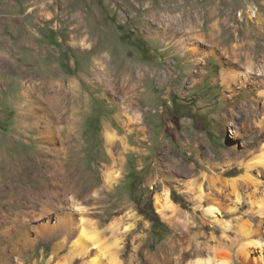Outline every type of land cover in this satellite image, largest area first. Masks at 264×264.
Wrapping results in <instances>:
<instances>
[{
	"label": "rangeland",
	"instance_id": "1",
	"mask_svg": "<svg viewBox=\"0 0 264 264\" xmlns=\"http://www.w3.org/2000/svg\"><path fill=\"white\" fill-rule=\"evenodd\" d=\"M236 43L243 55L253 45L256 70L224 54ZM263 49L264 0H0V222L32 207L30 197L45 187H64L62 174L52 180L54 169L36 175L27 164L49 159L42 153L47 144L31 128L19 130V123L28 119L33 86L44 95L50 79H75L81 94L75 103L82 106L67 168L88 192L59 193L53 201L74 199L86 206L101 230L121 220L124 229L104 237L123 264H216L221 257L232 264H264V168L248 173L258 185L231 186L246 175L250 161L264 156V132L253 123L245 127L237 108L257 91L235 84L230 92L221 81L222 71L235 66L253 82H264ZM102 58L113 77L125 72L139 79L141 125H129L125 99L106 92L109 79L97 70ZM231 106L238 113L236 134L228 128ZM106 125L122 141L113 149L121 158L114 168ZM111 168L120 176L108 183ZM9 183L26 193H5ZM165 190L178 213L158 210L157 197ZM0 224V264H19V258L21 264H89L81 257L69 263L67 251L55 255L53 242L45 239L5 262L6 224ZM127 225L134 229L125 232Z\"/></svg>",
	"mask_w": 264,
	"mask_h": 264
},
{
	"label": "bare ground",
	"instance_id": "2",
	"mask_svg": "<svg viewBox=\"0 0 264 264\" xmlns=\"http://www.w3.org/2000/svg\"><path fill=\"white\" fill-rule=\"evenodd\" d=\"M212 36H214V34H210V37ZM251 43H247L249 47H247L248 51L245 55H243L241 52H238L241 47L238 45V43H236L237 45L232 44L231 48L224 47V54L232 57L233 61L240 64H242L241 58H243L244 62H242L245 67L249 68V70H256V66H253L254 63L252 61L254 59V54L252 52L253 45ZM193 52L198 54V49H194ZM261 58L262 60L264 59V49L262 50ZM108 63L109 60H104V58H102L101 61H99V66L102 69H97L104 71L105 75L109 79L110 83L106 89V92L110 93V95L114 96L115 94L120 96L121 99H125L126 108H124V113L127 116L125 120L128 121L129 125H141L139 122L141 118L140 114H137L140 113L139 111L141 109L140 92L138 89V87L141 85L139 79L137 78V81L135 79L131 80L130 77L126 76L125 72L119 77H113V72L111 71V67H109ZM234 67L235 66L231 67L230 70L224 69L222 71V84L230 92L235 91L233 88V85L235 84H240L241 89L248 90L251 88V92H254V90L257 91V94L254 95L253 98L250 100L241 101L237 108L241 114L240 116L245 115V127H252L251 124L253 123L260 129V132H264V102L261 105L259 101V98L264 99V82L260 80L258 81V78L253 82L251 79V74L249 75V73L245 72L240 73L236 71L237 69L234 70ZM98 75H100V73H98ZM249 84L251 87H249ZM28 89L29 88H27V90ZM28 94L33 97L31 100L32 106L28 110V119L21 118L19 130L24 131V128H31V131H34L37 135L41 136L42 142L47 144L42 147V153H46L49 159L39 157L34 162H28L27 164L33 168V170L36 172V175H38L39 172L42 173L45 170L44 168L54 169V176L52 177V180H56V178L62 174L65 185L60 189L55 186L51 188L49 186L45 187L44 189L37 192L36 195L30 197V202L32 201L31 203H39V212L36 213L37 210H35L36 206L34 204L32 207H30L31 205L28 206L30 208H23L22 210L15 212V215L10 221L1 220L0 223L5 222L6 224L5 228L1 231V233L7 237V242L4 247V255L7 256L5 262L10 258V256H12L13 253H17L19 256H21L37 240L45 239L53 242V253L55 255L62 253L63 251H67L65 260L69 263H71L73 259L81 257L84 261L85 259H89V264H123L121 261H119L117 252L115 253V251H113L112 245L107 244V240H105L104 237V233L108 232L109 230L113 234H116L120 229L123 230L124 226L121 227V220H114L106 230H101L99 228L98 220H94L89 216L86 206H83L74 199L70 203L66 204H63L61 201H53V199L59 193L63 194L64 196L72 195L71 197H77V195L80 193L87 194L88 192L85 191V189L78 187V179H71L70 175L73 168H67L66 159L74 148V142L78 132V122L80 121L79 114L81 112L80 106H82V104L79 106L75 103L76 100L78 101V99H80L79 97L81 95L78 82L75 79L69 80L68 82H61L58 79H50L49 90L46 91L44 95L42 92H40L38 86H33L28 91ZM66 98H68L67 101ZM71 102L73 103L71 104V110H69L68 105ZM257 103H260V107H257ZM229 111V114L231 115V121L228 123V128L232 134H236L233 127L234 118L236 115L238 116L236 107L231 106ZM121 113L122 110H120L119 114ZM259 113L263 114L260 119L257 118V114ZM139 130H143V127L139 128ZM260 136H264V134H261ZM105 137L108 148V157L112 165L111 167H117L121 163V158L115 155L116 152H114L113 149L115 146H118L117 141L121 143L122 141L118 139L117 134L111 127H109V125L105 126ZM0 158L3 159V157ZM43 164H46V167H44ZM255 167L264 168V156L260 157L256 162L250 161L248 163L246 168L247 173L244 177H241L239 180L238 178L232 180L231 186L234 190L235 188L239 187V184L241 185V182L258 185L257 181L250 174H248L250 170ZM112 168L106 175V180L108 183H112L120 176L119 172L114 171ZM57 183L58 182H55L56 185ZM6 186L7 188L4 189V192L7 194H14L17 192V190L19 192L21 191L20 189L16 188L17 185H15V187L9 183ZM21 192L24 191L22 190ZM24 193H26V191ZM237 197L239 200L238 202H240V196ZM66 205H68L70 209L66 207ZM157 206L161 213H178L176 205L170 199L168 190H165L163 194L157 197ZM52 211L56 213L54 222H52ZM217 212V209L211 210V213L216 216ZM31 217L34 218L33 221H40L39 224H33ZM43 218H45V220H43ZM224 228L229 229L230 225L225 223ZM132 229H134L132 225H127L124 231L127 232ZM185 236H189V233H186ZM70 240L72 242L71 245H69ZM68 246L69 248H67ZM248 246V244L245 245V250L248 248ZM2 257L4 256L2 255ZM154 259L160 260V256H155L153 260ZM16 262L21 264L20 258L16 260ZM161 262L163 261L161 260ZM164 262L169 263L167 257L164 259ZM85 263L87 262L85 261ZM194 264H209V260H196ZM216 264H232V262L228 257H221L217 259Z\"/></svg>",
	"mask_w": 264,
	"mask_h": 264
},
{
	"label": "trees",
	"instance_id": "3",
	"mask_svg": "<svg viewBox=\"0 0 264 264\" xmlns=\"http://www.w3.org/2000/svg\"><path fill=\"white\" fill-rule=\"evenodd\" d=\"M172 195H173V199H174L176 202H178L179 200H181L180 197H175V194H174V193H172Z\"/></svg>",
	"mask_w": 264,
	"mask_h": 264
}]
</instances>
